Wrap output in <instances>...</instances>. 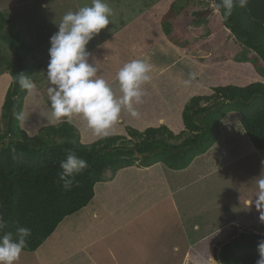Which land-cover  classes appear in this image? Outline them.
<instances>
[{
  "label": "rangeland",
  "instance_id": "1",
  "mask_svg": "<svg viewBox=\"0 0 264 264\" xmlns=\"http://www.w3.org/2000/svg\"><path fill=\"white\" fill-rule=\"evenodd\" d=\"M106 2L114 11V23L101 30L87 46L100 68L98 75L118 92L116 73L124 63L147 59L154 66L152 81L144 86L147 93L144 103L135 106L139 117L123 111L109 134L126 136L128 127L143 130L160 124L179 132L183 129L181 111L191 96L212 94L215 86L226 83L264 82L258 68L263 63L260 59L254 63L253 52L246 50L222 25L215 0ZM172 3H175L173 15L166 17ZM90 4L91 0H0V143L11 137L17 138L6 134L9 126L2 115V104L13 84L12 71L21 70L24 65V61L12 65L15 53L1 35L17 34L30 47L33 60L28 76L36 81L39 89L35 95L26 91L21 111L15 110L20 113L19 117L22 116L17 120L18 133L26 131L47 141L48 134H52L50 127L61 123L52 117L46 95L50 37L58 31L57 24L66 12ZM72 121L78 127L80 142H93L99 138L79 117H73ZM220 121V136L208 149L206 158H200L194 167L187 166L185 170L165 167V181L170 187L165 199L153 203L156 192L159 194L163 185L158 183L154 188L144 180L145 184L126 181L123 189L118 191L115 185L109 190L103 204L112 207L120 196V201L131 210L130 215L137 213L131 219L125 218L129 214L116 216L124 223L109 229L106 235L93 241V246L86 247L87 253L96 254L97 264H107L100 254L108 247L113 257L126 261L128 257L138 258L140 254L135 252H146L149 244L157 249L156 254L151 255L163 257L165 253L168 264H180L186 251L189 255L200 252L197 256L203 264H219L214 249L218 250L222 242L242 233L234 227L222 232L225 222L233 219L234 224L242 225L246 220H260L262 226H255V222L252 226H244L249 229L264 227L261 210L252 204L256 191L253 179L264 171V150L253 152L249 147L251 142L241 125L239 112H228ZM213 157L216 165L224 163V168L209 178H197L198 168ZM245 199H249L251 205L245 204ZM115 207L124 206L117 203ZM205 234L209 237L199 241ZM257 234L264 235V232ZM55 246L60 248L62 243ZM32 258L23 251L18 264H30Z\"/></svg>",
  "mask_w": 264,
  "mask_h": 264
},
{
  "label": "trees",
  "instance_id": "2",
  "mask_svg": "<svg viewBox=\"0 0 264 264\" xmlns=\"http://www.w3.org/2000/svg\"><path fill=\"white\" fill-rule=\"evenodd\" d=\"M173 6L175 3L166 17L173 15ZM217 10L222 25L246 50L253 52L254 63L259 59L263 63L258 68L264 76V0H248L245 8L234 7L227 18L222 7ZM1 38L15 53L12 65L24 61L21 70L12 71L13 84L2 104V115L9 126L6 134L17 138L0 143V214L8 222L5 231L15 232L17 226L31 229L24 252L35 251L66 216L91 201L96 183L113 179L120 169L156 163L172 170L189 166L216 142L219 122L228 112L240 113L241 125L252 145L264 150V82L261 80L244 85L226 83L215 86L212 94L191 96L181 111L183 129L179 132L165 124L143 130L128 127L126 136L109 134L93 142H80L78 127L71 121L50 127L52 134H48L47 141L26 131L18 133L20 113L15 110L21 111L26 90L17 80L21 73L28 75L33 56L19 35L7 32ZM69 150L85 159L89 167L75 177L71 190H65L57 174L59 162ZM261 240L264 235L242 232L222 242L218 250L214 249L216 259L219 264H256Z\"/></svg>",
  "mask_w": 264,
  "mask_h": 264
},
{
  "label": "clouds",
  "instance_id": "3",
  "mask_svg": "<svg viewBox=\"0 0 264 264\" xmlns=\"http://www.w3.org/2000/svg\"><path fill=\"white\" fill-rule=\"evenodd\" d=\"M247 4L248 0H219L217 7L223 8L227 18L234 7L245 8ZM113 16L114 11L106 0H91L90 5L66 12L57 24L58 31L50 37V59L45 72L52 117L69 123L73 117H79L99 138L109 135L123 111L139 117L135 106L144 103L147 94L144 86L152 81L154 67L147 59L124 63L116 73L118 92L98 75L100 68L87 46L101 30L114 23ZM17 83L30 95L39 90L36 81L24 73L19 75ZM88 167L85 159L74 151H67L59 162L57 174L63 188L71 190L75 177ZM253 182L256 191L252 204L261 210L260 218L264 221V171ZM7 226L8 222L0 214V264H18L31 229L17 226L15 232L5 231ZM258 252L256 264H264V240L259 241Z\"/></svg>",
  "mask_w": 264,
  "mask_h": 264
},
{
  "label": "crops",
  "instance_id": "4",
  "mask_svg": "<svg viewBox=\"0 0 264 264\" xmlns=\"http://www.w3.org/2000/svg\"><path fill=\"white\" fill-rule=\"evenodd\" d=\"M214 144L211 147H213ZM249 147L252 150H254L253 152L257 150L252 145V143L249 144ZM207 152L208 150L205 153L196 156L191 161V163L189 164L187 168H190L191 166L194 167L196 162L200 158H203V157L206 158L205 154H207ZM214 159L215 157H213L212 161H209L207 164L205 163L204 165H201L198 168V170L195 173V175L199 174L197 178L199 177L209 178L212 174L224 168L225 166L224 163L221 165H216V162H214ZM165 170H166L165 166L161 163H156L149 167H136V166L125 167L117 171L113 179L109 181H105V182L96 183V185L94 186V196L85 207L75 212L74 214L66 216L59 223L55 231L35 251L29 252V253L26 252V254H30L33 256L30 264H97L96 261H99V260H96L95 258L96 254L93 252L87 253L86 247L93 246L94 240L101 238L102 236L106 235L109 232V229H113L115 228L116 225H119L120 220L116 216H119L120 214H126V215L129 214V217H125V218L131 219V218H134L137 213V212H134L133 214L130 215L131 212L129 211L131 210L127 207V205L125 206L124 201H120L122 200L120 196H119V200H117V202H115V204L112 207H109L108 205L103 204V202L107 198L109 190L115 185L118 191L120 189H123V185L126 183V181L129 183L140 181L142 182V184L147 183V185L149 186L152 185L154 188H157L158 183H161L163 185V188H162L163 190L160 191L159 194L156 192L155 200L153 201V203H158L160 200L165 199L169 195V191H170L169 190L170 187L167 184V181H165V177H166ZM143 180L145 183L143 182ZM148 193H150V191ZM117 203H119L120 206H124V207L114 208V206ZM244 203L245 204L248 203L249 205H251L249 199H245ZM253 209H255V207H253ZM253 222L257 223V225L255 224V226L263 225V223H261L260 220L258 221L257 220H248V221L246 220L242 225H240L241 223L234 224L233 219H232V221L228 220L227 222H225V224L223 225L225 226V228L222 232L227 231V229H229L230 227L239 229L238 230L239 233L240 232L251 233L249 231H254L257 234V232L259 231H262V232L264 231V227H261L258 229L256 228L249 229L244 226V225L252 226ZM123 223L124 222L120 224H123ZM206 231H209V228H207ZM132 232H135V230H133ZM52 236H53V239H52ZM208 237H209V234L202 235V238L199 241L201 240L204 241ZM58 243H62V246L60 248L55 246V244H58ZM212 244L213 243H211L209 247L212 246ZM110 248L114 250L113 247H110ZM156 252H157V249L153 248V244H149V248L146 252H139V251L135 252L136 254H140L138 258L135 259V258L128 257L126 258V261L122 260L123 261L122 262L112 256L109 250V247H108L100 254V258H103L107 262V264H110V261H112L113 264H120V263L122 264H159V263L168 264L169 258L167 257L165 253L163 254V257H155L151 255V253L156 254ZM198 254L196 255L190 254L192 256L191 257L189 253L186 251L183 257L180 258L179 260L180 264H203L200 261L199 257L197 256ZM103 264H106V263L103 262Z\"/></svg>",
  "mask_w": 264,
  "mask_h": 264
},
{
  "label": "water",
  "instance_id": "5",
  "mask_svg": "<svg viewBox=\"0 0 264 264\" xmlns=\"http://www.w3.org/2000/svg\"><path fill=\"white\" fill-rule=\"evenodd\" d=\"M218 0H215V6L217 7Z\"/></svg>",
  "mask_w": 264,
  "mask_h": 264
}]
</instances>
